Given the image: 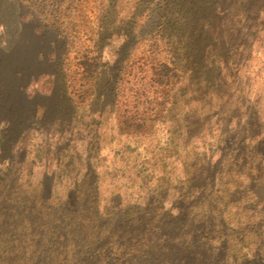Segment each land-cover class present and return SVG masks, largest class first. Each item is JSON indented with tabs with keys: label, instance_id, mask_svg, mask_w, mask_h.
<instances>
[{
	"label": "rangeland",
	"instance_id": "rangeland-1",
	"mask_svg": "<svg viewBox=\"0 0 264 264\" xmlns=\"http://www.w3.org/2000/svg\"><path fill=\"white\" fill-rule=\"evenodd\" d=\"M7 261L264 264V0H0Z\"/></svg>",
	"mask_w": 264,
	"mask_h": 264
},
{
	"label": "trees",
	"instance_id": "trees-1",
	"mask_svg": "<svg viewBox=\"0 0 264 264\" xmlns=\"http://www.w3.org/2000/svg\"><path fill=\"white\" fill-rule=\"evenodd\" d=\"M94 74V73H93ZM89 85H90V83H89ZM162 114L161 113H156L155 114V116H154V118L153 119H155V117H159V116H161ZM130 119L131 118H125L123 121H122V124L125 122H129L130 121ZM133 119V118H132ZM136 122H134V120L132 121V123H131V126L128 128V130H127V134H133V135H145L146 133H149L150 131H151V129L150 128H148L145 124H144V122L145 121H143L142 120V122H139V121H137V120H135ZM151 121V120H150ZM235 180H237L236 178L235 179H232V181H234L235 182ZM2 262H6V258H4V261H2ZM8 262V261H7ZM12 262H8L7 264H11Z\"/></svg>",
	"mask_w": 264,
	"mask_h": 264
}]
</instances>
